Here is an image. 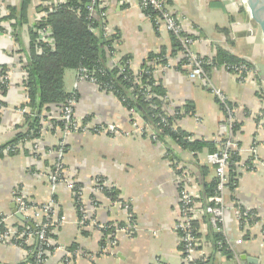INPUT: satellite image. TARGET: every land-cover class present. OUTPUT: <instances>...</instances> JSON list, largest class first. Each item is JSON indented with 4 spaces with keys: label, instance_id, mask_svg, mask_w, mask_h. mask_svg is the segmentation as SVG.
I'll use <instances>...</instances> for the list:
<instances>
[{
    "label": "crops",
    "instance_id": "obj_1",
    "mask_svg": "<svg viewBox=\"0 0 264 264\" xmlns=\"http://www.w3.org/2000/svg\"><path fill=\"white\" fill-rule=\"evenodd\" d=\"M40 1L33 0L28 6L27 23L21 28L19 39L8 34L7 23L4 32L0 30V76L7 74L6 90L0 92V143L11 138L21 124L23 115L17 109L25 107L29 111L23 76L28 29L43 16L41 8L35 9ZM19 2L0 0V9L4 12L7 6ZM168 5L181 19L184 31L195 39L191 48L197 56H214L216 48L222 47L250 60L260 71L259 78L248 76L239 82L223 66L212 67L203 79L192 80L188 77L189 68L179 66L182 55L168 54L170 34L143 15L137 0L105 2V31L116 33L118 38L112 43L114 50L108 63L129 55L130 69L138 71L147 63L149 54L167 46V63L153 66L154 79L165 90L163 108L173 114L175 108L189 103L193 110L190 115L176 118L174 126L193 138L219 144L223 138H231L239 146V174L234 188L225 187L223 191L222 222L215 221L213 212L206 210L210 205L207 200H200L202 185L216 178L214 165L205 159L207 149L194 155L179 149L170 139H153V132L136 111L125 108L113 94L94 84L78 82L76 69H66L63 87L66 92L77 94L75 118L88 117L91 126L105 128L65 137V180L71 181L80 195L75 196L64 183H59L54 192L50 188L47 174L56 160L53 148L62 137L59 127L50 121L58 117L53 108L43 112L46 117L39 139L26 141L18 145L15 153L0 157V216L6 219L0 234L14 235L16 226L26 223L12 213L17 190L34 204L53 198L54 217L59 212L64 216L54 232L56 247L42 264H184L176 227L181 218L179 172L184 174L182 183L199 196L194 227L200 244L198 251L206 255L208 264H246L240 257L243 254L257 260L248 264H264V167L260 164L264 163V127L259 121V112H264L263 35L244 0H168ZM210 83L233 106L232 118L238 123L235 132L210 90ZM134 122L145 126L144 131H136ZM112 125L115 130H108ZM34 146L36 157L30 151ZM251 147L255 149L252 158L257 166L247 170L242 162L251 157ZM98 177L106 180L117 198L94 189ZM77 200H81L86 215L83 224L79 223ZM22 215L31 219V214ZM217 233L233 251L232 258H226L214 246ZM113 234L115 244L111 245L108 241ZM26 239L31 252L0 238V264H33L30 261L38 241L31 235Z\"/></svg>",
    "mask_w": 264,
    "mask_h": 264
},
{
    "label": "trees",
    "instance_id": "obj_2",
    "mask_svg": "<svg viewBox=\"0 0 264 264\" xmlns=\"http://www.w3.org/2000/svg\"><path fill=\"white\" fill-rule=\"evenodd\" d=\"M31 1L33 0H20L16 6H7V10L0 16V30L4 32V23L10 21L7 28L11 30L15 40L19 39L21 36V28L27 23V9ZM86 2L88 0H59V3L53 10L47 9V13L39 18L33 27L28 29L29 40L27 59L24 66L26 72L23 76V84L26 98L28 99L26 105L29 107V111L23 113V120L17 126L15 134L0 143V157L5 153H15L18 145L26 141L32 143L40 138L43 121L46 117L43 115L44 111L49 112L52 108L54 109V114L57 113L58 117L50 121L54 127H59L61 131L63 127V122L60 118L62 109L67 103V100L74 98L72 108L75 118L74 106L77 100V94L75 91L66 92L63 87V73L66 69L84 70L89 77L94 79L92 84L102 91L113 94L125 108L136 111L142 122L146 126L148 125V128L155 134V139L158 141L165 142L167 139H170L179 149L189 151L194 155L202 152L204 149H207L209 153L220 151L223 143L228 138H223L219 144L216 141L193 138L191 134L174 126V120L176 118L193 113L189 103L175 108L173 114L167 113L163 108L165 90L154 79L153 66L158 63H167L166 53L168 47V54L177 56L179 53L182 55L179 66L185 65L188 62L187 57L184 55L185 51L178 38L169 33L170 45L168 47L165 45L162 46L161 50L156 54H149L146 62L150 66L145 63L138 71L130 69L129 55H124L109 64V56L114 50L112 43L118 40L117 34H108L105 31V24L101 22L97 14V16L95 15L89 18L88 11L85 9ZM166 3L168 4V0H166ZM37 8L44 9L41 5L35 8L37 11H40ZM144 13L152 24L156 26L154 23L158 17V12L151 8H146ZM43 26H48L47 33L49 40L47 41H42L39 38L38 30ZM91 26L97 27V31L93 32L90 30ZM222 31L225 33L228 32L225 28H222ZM184 34L193 38L187 32H184ZM17 42L20 43L19 40ZM199 58L202 61L205 76H207L212 67L223 66L226 70L234 73V66L245 64L248 68L257 69L256 72L246 73V78L248 76H254V78L260 77V71L250 60L237 56L222 47L216 48L214 56H199ZM83 81L89 82L87 80ZM5 90L6 87L0 88V92ZM149 93H153V95L148 96ZM217 102L225 112L223 104L219 100ZM0 104L3 105L1 101ZM81 120L89 122L88 117ZM93 127L95 128L96 126ZM237 129L238 123L233 122L232 131L235 132ZM7 147H10L11 150H7ZM55 149L56 146H54L53 150ZM228 154L227 178L223 184L224 188L222 191H224L225 187H229V189L234 188L236 177L239 174L238 169L241 165V157L237 150L229 149ZM251 161L252 158L249 157L245 162H242L243 168L248 170L252 164ZM220 187L221 185L217 177L210 182L204 183L202 185L200 200L205 201L210 196L218 194ZM103 191L109 193L114 199L117 198L116 194H112L110 188H106ZM206 203L208 202L206 201ZM60 215L61 213L59 212L55 216L58 218ZM1 218L2 216H0ZM33 219L31 217L29 220L30 224L21 223L17 225L14 230L17 233L11 238V243L21 249L30 250V252L32 249L26 243L27 235L22 234L21 231L26 230L31 236L35 237V231L40 229V223L45 220L42 218L39 223L38 220ZM3 225L4 223L0 224V232L3 230ZM58 226L59 223H52L46 228L47 237H50L53 241L55 239L54 232ZM213 242L214 246L226 258L230 259L233 257V251L225 243L221 234L217 233L213 238ZM55 247L56 244L53 242L48 248V256ZM47 257L44 260L42 259L40 263H37V259L33 256L30 262L33 264L35 262L42 264ZM208 262L207 260V264Z\"/></svg>",
    "mask_w": 264,
    "mask_h": 264
},
{
    "label": "built area",
    "instance_id": "obj_3",
    "mask_svg": "<svg viewBox=\"0 0 264 264\" xmlns=\"http://www.w3.org/2000/svg\"><path fill=\"white\" fill-rule=\"evenodd\" d=\"M107 0H88V2L85 3V9L88 11L89 18H92L96 14L99 16L101 22L105 24V16H106V8H105V2ZM140 10L142 11L143 15H145L144 10L146 8H151L154 11L158 12V17L155 19V25L157 26H163L168 33L175 35L179 42L181 43L184 51L185 56L187 57L188 62L185 64L189 69L188 71V77L192 80L195 79H203L205 76L203 67H202V61L200 60L199 56H197L193 50L192 45L195 41L194 38L188 37L184 34V29L182 26L181 19L179 16L174 14V12L171 10L169 5L166 3V0H137ZM59 3V0H42L40 1V5L44 8L42 10L43 15L47 13L48 10H53L54 7ZM3 13V11L0 9V16ZM96 15V16H97ZM147 17V16H146ZM6 23L9 25L10 21H6ZM48 26H43L38 30L39 38L42 41L49 40L48 38ZM90 30L93 32L97 31V27H90ZM7 32L9 35H12L11 30L7 28ZM45 35V36H44ZM123 68L122 66H120ZM256 72L257 69H251L248 68L245 64H240L238 66L233 67V72L237 77V80L239 82H243L246 79V73L249 72ZM77 80L83 81L87 80L91 83L94 82V79L92 77H89L87 73L84 70H79L77 73ZM7 82V74L4 73L0 76V88L4 87ZM76 85V84H75ZM210 90L215 94L217 99L220 101L221 104H223L226 115H227V123L229 127H232L233 125V118H232V107L227 102V98L225 95L219 90L213 87V85L210 83L208 84ZM264 91V87H263ZM153 93H149L148 96H152ZM73 102L74 98H71L67 100V103L62 109L61 112V120L63 122V127L61 129L62 137L58 141V144L55 149L56 154V160L54 162L53 167L50 169L49 173L47 174L48 180L50 182V188L51 191L54 192L56 186L59 183H64L66 187H68L70 190L74 192V195H80L78 189L75 187L71 181L65 180V167L62 161V155H63V148L65 146V137L70 133H84L89 132L90 130H103L105 128H94L89 124V122H85L83 120H77L73 116ZM1 106V104H0ZM17 111L23 115V113L26 112L25 107H20L17 109ZM136 121V120H135ZM259 121L260 124L264 127V112H259ZM135 130L138 132L144 131V126H139L134 122ZM139 126V127H136ZM114 126H108V130H115L113 129ZM144 128V129H143ZM151 137L153 139L156 138L154 133H151ZM11 150L10 147H7V150ZM234 149L237 151H240L239 146L235 141L228 138L222 145V148L220 151L207 153L206 154V161L214 165V171L217 179L219 180V183L221 185L220 192L218 194H214L207 198V202L210 204L208 207H206L207 211H212L214 214V220L218 223L222 222L223 219V209H224V200H223V184L226 181V168H227V158H228V150ZM30 151L32 152V156H37V148L36 146L30 148ZM249 153L253 156L255 153L254 147H251L248 149ZM251 156V158H252ZM254 158H252V164L249 168V170L255 169L256 164H254ZM260 163V162H259ZM262 167H264V163H260ZM177 178H179V191H178V211L180 214V221L176 224L177 229L180 232V240H181V247H182V254H183V263L184 264H207L206 255L200 253L198 251L199 249V239L197 237V231L194 227V220L196 218V205H197V198L199 197L198 194L191 191L185 184L182 183V180L184 178V174L182 172L177 173ZM65 181V182H64ZM94 189L98 192L103 191L108 187V184L105 179L98 177L95 179L94 183ZM14 201L15 206L17 208V211L21 214H31L30 216L36 220L41 222L40 219L44 218V222L40 223V229L38 231H35V237L37 238L38 244L37 248L34 252L35 258L37 259V263H40L41 260L45 259V257L48 256V248L53 244V240L50 237H47L46 235V228L49 224L54 223H60L64 220V216L60 217H54V199L49 198L47 201L34 204L31 203L25 194L21 190H17L14 192ZM77 203L79 205V209L81 212V218L79 220L80 224L85 223L86 215L84 213L83 205L81 204V200H77ZM214 204V205H213ZM5 218L2 217L0 219V224L5 222ZM102 228L104 226H99ZM117 230V229H116ZM22 234L30 235L29 232L26 230L21 231ZM21 234V235H22ZM114 234L111 235V240L108 241L109 244L114 245L115 241L113 238ZM0 238L4 240H8L13 238V234L11 233H2L0 234ZM61 248V247H58ZM36 262L34 264H37ZM156 264H160L159 262H156Z\"/></svg>",
    "mask_w": 264,
    "mask_h": 264
},
{
    "label": "water",
    "instance_id": "obj_4",
    "mask_svg": "<svg viewBox=\"0 0 264 264\" xmlns=\"http://www.w3.org/2000/svg\"><path fill=\"white\" fill-rule=\"evenodd\" d=\"M248 7V11L253 18V20L257 23L259 26L261 33L264 38V0H244ZM12 213L22 221H25L27 224H30V222L24 218V216L17 211V208L15 205L12 207ZM242 260L247 261L248 263H257V260L255 258H252L250 256L241 255L240 256Z\"/></svg>",
    "mask_w": 264,
    "mask_h": 264
},
{
    "label": "rangeland",
    "instance_id": "obj_5",
    "mask_svg": "<svg viewBox=\"0 0 264 264\" xmlns=\"http://www.w3.org/2000/svg\"><path fill=\"white\" fill-rule=\"evenodd\" d=\"M241 1H243V0H241ZM214 87V86H213Z\"/></svg>",
    "mask_w": 264,
    "mask_h": 264
}]
</instances>
